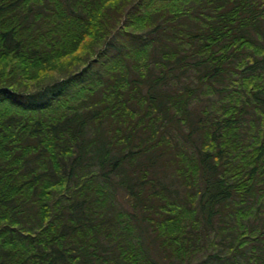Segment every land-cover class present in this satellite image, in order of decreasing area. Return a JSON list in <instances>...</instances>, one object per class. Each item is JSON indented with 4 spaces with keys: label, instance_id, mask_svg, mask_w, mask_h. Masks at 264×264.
<instances>
[{
    "label": "trees",
    "instance_id": "trees-1",
    "mask_svg": "<svg viewBox=\"0 0 264 264\" xmlns=\"http://www.w3.org/2000/svg\"><path fill=\"white\" fill-rule=\"evenodd\" d=\"M0 264H264V0H0Z\"/></svg>",
    "mask_w": 264,
    "mask_h": 264
}]
</instances>
